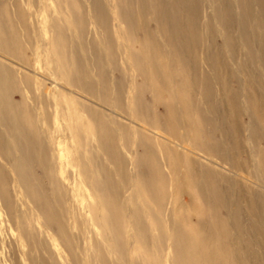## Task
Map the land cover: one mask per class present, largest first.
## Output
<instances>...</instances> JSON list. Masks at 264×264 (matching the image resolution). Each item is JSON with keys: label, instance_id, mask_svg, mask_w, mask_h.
I'll return each mask as SVG.
<instances>
[{"label": "rangeland", "instance_id": "obj_1", "mask_svg": "<svg viewBox=\"0 0 264 264\" xmlns=\"http://www.w3.org/2000/svg\"><path fill=\"white\" fill-rule=\"evenodd\" d=\"M97 1L101 3L104 10L102 17L108 23L107 31L97 20L94 8ZM222 1L201 0L198 18L201 42L199 51L195 53L193 59L192 71L189 67L186 69L179 65L175 66L177 69L171 70V74L183 79L181 83H169L168 91L175 98L173 101H176V104L174 103L175 106L177 105L176 111L178 110L177 112L182 118L192 117L196 123H199V131L202 133V137H200L199 134L193 136L192 132L191 135H187L186 141L180 143L175 139L176 134L173 131L159 127V122L169 125L173 123L171 117L161 119L165 106L172 101L170 95L165 94L163 89L159 90L158 84L152 76L145 77V74L141 72L143 63L138 57H144L147 52L145 49L149 50L151 40L149 41L143 30H139L138 26L141 25V20L137 16H135L137 18L135 22L138 25L136 34H130L129 26L122 20L121 14H124V11L119 6L118 0H0V66L6 70L15 71L19 87L14 90V99L19 100L20 96L24 94L32 102L31 99L40 95L42 89L48 90L49 93L52 90L59 91L60 89L61 96L65 98L64 101L68 96L87 106L85 112H82L84 120L78 121L73 119L75 113H79L76 110L77 106L69 101L71 105H67V112L72 117L70 125L72 128L77 126L73 132L69 130L63 133V124L59 122L60 120L58 121V115L54 116L52 113L51 117L42 116L40 118L37 125L40 124L41 127L34 125V122L31 123V130L34 132L40 131L42 128L44 139L47 141V145L51 146L49 147V160L47 159L51 166L50 178L42 179L47 191H40L37 187V192L33 196L25 194L16 182V176L11 167L0 156V167H3L10 179L4 186L5 194H1L3 197L0 195V264H104L105 262L107 264H170L171 250L157 249L156 239L151 249L146 252L141 241L138 240L139 238L130 232L126 224L122 233L116 235L115 238L111 232H107L104 228L101 229L96 224L97 217L94 209L99 202L96 198L94 199L92 189L105 181L116 186H121L123 182L116 176H109V179L103 178L102 172L105 169L114 170V166L107 158L101 160L104 158V154L97 147L94 138V122L88 119L87 115L91 112L89 108L92 107L94 111L100 110L104 115H110L114 121H118L120 127H117L116 130L118 133L121 132L117 136L119 145L120 140L124 139L125 143L126 140L134 142L136 139V145L134 144L136 148L133 147V150L119 149L121 154L127 157L124 156L129 163L128 172L131 176L133 175L132 181H134L137 172L134 163L138 158L137 142L139 140V138H135L137 135L134 134V131L145 133L149 141L160 148L169 144L168 146L171 148L178 149L177 144H180L192 150L188 155L200 161L204 166L213 168L224 176H233L230 174L229 165L219 158L220 150L217 145L213 142L209 143L206 134L214 130L215 119L208 112L205 101L202 99L207 96L205 86L208 85V80L213 85L214 96L222 97L221 82L213 79L214 70L208 59V50L211 45L209 25L216 27L217 33L214 38H217V44L222 47L225 43L226 31L224 32V28L215 18L216 13L225 6ZM234 5L235 12L241 18L243 11L240 4L235 1ZM135 8L139 10L137 6ZM148 22L149 31L156 39L158 50L160 49L158 54L167 57L161 56L170 61L169 66L175 65L176 45L174 44V46L169 41L168 34L161 36L160 26L155 24L150 17H148ZM56 27L61 30L62 37L56 35ZM158 42L161 44H157ZM162 44L163 47L165 46L164 48L161 46ZM239 46V51L236 53L237 55L235 54L236 64L231 61L233 71H237L241 64H251L248 63L251 56H249L247 48ZM166 53H171V56ZM226 53L230 54L224 50L223 54ZM61 57L67 68L66 79L71 81V79L77 78L81 85L84 84L85 89H90L93 92L94 97L87 94V90L75 89L64 85L63 82L56 84L54 80L52 81L50 74L58 67L57 61H61ZM257 64L254 62L252 68L260 72ZM188 69L190 70L188 71ZM162 72L166 71L162 70ZM247 72L246 69L239 74L243 83L247 80ZM37 82L43 83V88H40L36 84ZM232 84V88L235 89V80H232ZM20 93L22 94L20 95ZM30 104L32 105L33 102L28 103V105ZM141 105L146 110L147 120L141 118L140 115L136 117L143 109ZM122 107L125 112L122 111ZM130 110L136 113L133 115ZM102 120L99 122L101 126H111L108 119ZM144 121L150 122V125ZM242 121L245 122L246 118L243 117ZM217 123L215 122L216 127ZM220 124L224 131L228 130L229 125L222 121ZM0 132H6L1 123ZM177 132V134H184L182 129ZM79 135L82 137L81 142L77 141ZM162 136L167 138L166 141L162 139ZM218 138L220 137L217 134L216 139L218 140ZM53 139L55 140L52 142ZM61 139L64 143L60 147ZM123 142L121 143L124 144ZM199 143L202 144L200 148ZM197 146L199 149L196 148ZM205 146L211 149H207ZM158 155V159L163 165L162 157L159 153ZM81 156L84 158L82 164L85 168L78 161V157ZM146 158L152 160L149 156ZM131 161L133 165L130 163ZM83 169L90 171L91 176L93 175L91 182L82 175ZM167 171V169L163 170L169 182L165 189L166 193L164 194L162 186L156 183V199H151L143 193L136 203L140 205L144 202L145 223L148 228H153L152 232H154L151 234L154 238L158 237L159 223L164 226L167 235L171 232L173 235L172 225L178 226L182 221L186 225H193L202 214L199 213L202 206L199 205L198 199L195 197L193 201L194 191L189 189L184 180H176L171 184ZM33 173L38 180L44 176L45 173L39 162L36 167L34 166ZM92 180H95L97 184H93L95 182L92 183ZM241 181L245 185L250 184L243 178ZM34 184L39 186L40 183L34 181ZM180 189L186 193L180 194ZM124 192V200L129 198L131 202L132 191L125 189ZM51 197L57 210L65 213L63 215L65 234H62L57 222L51 220L49 216L53 214L47 206ZM112 211H115V208ZM108 214L107 210H103L101 217L102 215L106 217ZM189 226L186 227L187 231H189ZM170 241L169 237V246L171 245Z\"/></svg>", "mask_w": 264, "mask_h": 264}, {"label": "bare ground", "instance_id": "obj_2", "mask_svg": "<svg viewBox=\"0 0 264 264\" xmlns=\"http://www.w3.org/2000/svg\"><path fill=\"white\" fill-rule=\"evenodd\" d=\"M118 1L119 6L124 11V14H121L122 20L129 26L130 34H136L135 31L138 25H136L137 22L135 20L139 18L141 20V25L138 26L139 30H143L149 41L151 40L149 50L144 48L147 51L144 57H138L143 63L141 65L143 71L141 72L145 74V77L150 78L152 76L158 84L159 90L163 89L166 92L165 94L170 95L171 99H169L172 100L165 106V109L163 108L164 114L161 119L171 117L173 123L169 125L159 122V127L167 131H173L176 134L175 139L180 143L186 141L187 135H191L190 133L192 132L193 136L199 134L198 136L202 137V133L199 131V123H196L192 117L182 118L179 115L178 110L176 111V101H173L175 98L168 91L169 83H181L183 81L178 76L171 74L172 69H177L176 65L186 69L189 67L192 71L193 59L195 53L199 51L201 42L198 23L201 0ZM216 1L221 2V0ZM223 1L225 6L216 13L215 18L220 26L224 28V32L226 31L224 46L220 47L217 44V38H214L217 33L216 27L208 26L209 35L211 36L208 59L214 70L213 79L221 82L222 97L214 96L213 85L208 80L209 83L205 86L207 96L202 99H204L207 110L216 123L220 124L222 121L229 125L228 130L224 131L221 126L222 123L220 127H218L219 124L217 123L216 127L215 122H213L214 130L206 135L209 143L213 142L217 145L218 150H220L219 158L229 165L230 174L233 176H224L217 170L204 166L200 161L188 155L192 150L180 144H177L178 149H173L168 146L169 144L165 143L160 148L157 145H153L145 133L134 131V134L137 135L135 138L137 137L139 140L137 142L138 158L134 163L137 172L135 173L134 181H132L133 175L131 176L128 172L129 163L127 162V157L124 155L125 158L119 149L133 150L136 145V139L134 142L126 140L125 143L123 142L124 139L123 141L119 139V145L117 136L121 132L118 133L116 130L117 127H120L118 126V121H114L110 115H104L100 110L94 111L92 107L89 108L91 112L87 115L88 119L94 122V138L96 139L97 147L104 154V158H101V160L107 158L114 166V170L108 171L105 169L102 172L103 178L109 179V176H116L123 182L121 186H116L105 181L99 186L95 185V189H92L94 199L96 198L99 202L94 209L97 217L96 224L101 229L104 228L107 232H111L114 238L122 233L126 224L130 232H133L135 237L139 238L138 240L141 241L146 252L151 249L156 239L157 249L171 250L170 264H264V0ZM235 1L242 8L243 16L241 18L235 12ZM210 2H215V0H210ZM136 6L139 10L135 8ZM94 8L98 22L107 31L108 23L102 17L104 10L101 3L97 1ZM257 8L259 9L258 11ZM148 17L160 26L162 34L160 35L163 37V35L168 34L170 37L169 41L176 45L177 59L175 60V65L169 66L171 64H169L170 61L161 57L165 56L161 54L163 51H160L161 56L158 54L160 49L158 50L159 46L156 45V39L149 31ZM57 29L58 27L55 28L56 35H61L62 37L61 30L58 29L57 31ZM157 44L161 43L158 42ZM239 45L247 48L248 54L251 56V60L248 63L251 64L240 63L239 69L233 71L231 61L236 64L235 54L239 51ZM161 46L163 47V44ZM166 46L168 47L167 44ZM224 50L230 54H223ZM168 54L166 53V55ZM170 54L169 56H171ZM254 62L258 63L256 66L260 68V72L252 68ZM57 64L58 67L50 74L52 81L54 80L56 84L63 82L64 85L75 89L87 90V94L94 97L93 92L90 89H85L84 84L82 83L81 85L77 78L71 79V81L66 79L67 68L62 57L61 61H57ZM246 69L248 71L247 80L243 83L239 74ZM162 70L166 72H162ZM14 72L0 66V123L6 129V132H0V156L11 167L12 172L16 176V182L24 190L25 194L33 196L37 192V187H39L40 191H47L42 179L44 177L50 178L49 170L51 166L47 159L49 147L51 146L47 145L42 128L40 131L38 130L39 132H34V130H31V123L34 122V125L41 127L40 124H37L42 116L58 115V121L60 120L59 122L63 124V133L69 130L73 132L77 126L72 128L70 125L72 117L67 112L69 101L75 103L77 106L76 110L79 113L81 112L80 115L75 113L76 110L74 111L73 119L78 121L84 120L82 112H85V107L87 106L68 96L64 101L65 98L61 96L60 89L59 91L57 89L52 90L50 93L47 92L48 90L44 91L42 89L40 95L31 99L33 106L31 104L28 105V103L32 102L29 101V97L24 96L22 93H20V95L22 94L20 99L16 100L14 99V90L19 87V84ZM232 80L236 82L235 89L232 88ZM36 84L43 88V83L37 82ZM221 106H223L222 110ZM124 110L123 108L122 111ZM131 113L134 115L136 112L133 111ZM138 115L147 120L144 108L136 117ZM243 117L246 118L245 122L242 121ZM105 118L110 121V127L101 126L99 123L101 119L104 120ZM108 120H105V122H108ZM101 123L103 124V122ZM145 123L150 125L148 121ZM179 129L184 131L183 135L177 134ZM217 134L220 137L218 140L216 139ZM78 137L77 141L81 142L82 137L80 135ZM162 139L166 141L167 138L162 136ZM63 143L64 141L61 139L59 142L60 147L63 146ZM200 145L202 146V144L199 143V148ZM198 146L196 147L197 149H199ZM205 148L207 147L205 146ZM158 153L162 157L163 165L158 159ZM147 156L151 157L152 160H147ZM78 161L85 168L82 164L84 161L82 156L78 157ZM38 162L45 173L44 176L40 177V180L36 179L33 173L34 166L36 167ZM166 169L168 170L167 173L171 184L176 180H184L189 189L194 191L195 194L193 193L192 195L193 201L195 197L198 199L199 205L202 206V210L199 213L203 215H199L196 223L190 226L184 224L183 221L178 226L172 225L173 235L171 234L172 232L167 235L164 226L159 223L158 237L154 238L152 236L153 228H148L145 223L144 202L140 205L136 203L143 193L147 194L151 199H156L157 184H160L164 194L166 193L165 189L169 183L163 172ZM83 171L82 175L86 176L91 182L93 175L91 176L88 170L83 169ZM242 178L250 184L245 185L241 181ZM9 180L1 166L0 195L5 194L3 192L5 190L4 186ZM34 181H38L40 183L39 186H36ZM93 181L95 182V180H92V183ZM93 184H97V182ZM125 189L132 191L131 202L129 198L126 201L124 200ZM179 193L183 195L186 191L180 189ZM98 194L100 195L98 196ZM47 206L53 212V214L49 215L51 220H55L59 230L62 234H65L66 230L63 224V215L65 213L57 210L52 197ZM113 208H115V211H112ZM103 210H107L109 213L106 217L103 215L101 217ZM188 226L190 227L189 231L186 230ZM169 237L171 238L170 246L168 244ZM109 240L112 241L113 239ZM101 256L103 257V255ZM104 264H107V262Z\"/></svg>", "mask_w": 264, "mask_h": 264}]
</instances>
